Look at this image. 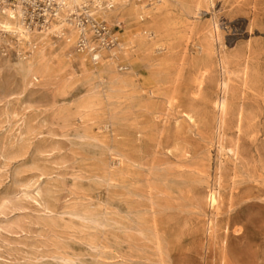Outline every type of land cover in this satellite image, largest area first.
I'll return each mask as SVG.
<instances>
[{
	"label": "rangeland",
	"instance_id": "374dc122",
	"mask_svg": "<svg viewBox=\"0 0 264 264\" xmlns=\"http://www.w3.org/2000/svg\"><path fill=\"white\" fill-rule=\"evenodd\" d=\"M109 2L0 29V264H264V0Z\"/></svg>",
	"mask_w": 264,
	"mask_h": 264
},
{
	"label": "bare ground",
	"instance_id": "6f19581e",
	"mask_svg": "<svg viewBox=\"0 0 264 264\" xmlns=\"http://www.w3.org/2000/svg\"><path fill=\"white\" fill-rule=\"evenodd\" d=\"M87 1L88 0H65V4H64L63 8L61 9V12H63V13L60 12L61 14H59V16L57 17L58 22L52 26L50 31L51 30L53 31V29L55 30V29L61 27L60 24H62L63 21L65 20V15H66L65 13H67L68 10H74L73 8L75 5L83 6L82 4H84ZM91 1L93 2V4L96 7L100 8V9H98L97 13L102 15V16H107L109 14V10H110L109 8H110V6H113L112 4H114V2H118V4H120L119 7H122V9H124L125 13H127V14H139V11L135 7L129 6L127 4L128 0H110V2L108 4L109 10H106L103 8L101 0H91ZM210 1L212 2L213 0H210ZM90 15H94V13H91ZM0 29H5L6 31L18 34L20 36V38L23 37V38H21V40L23 39L28 45H30L31 47L34 48L35 43H36L34 41V38L37 37L38 33L36 32V29H32V27L27 26V24L24 22L22 12H21L19 7H16V8L6 7L3 11L0 12ZM142 32L147 33L148 31H145L143 29ZM47 33L48 32H45V34H47ZM39 36L40 35H38V37ZM140 41L144 45L149 44L148 36H142ZM87 44L89 47H91L89 39H87ZM40 53H41V50L37 51L34 55V59H36V57L38 55H40ZM96 57L97 58L100 57L99 54H97ZM223 64H224V60H223V57H221L220 65H223ZM206 72H207V70L203 71V73H202L203 77L200 81H198V84L196 85V87H198L199 90L202 87L203 79H204ZM218 87H219V94L220 95H219L218 99L214 102V107L217 109V117H216V123L217 124L216 125H218L217 126L218 131H220L223 124H224V121H225V115L227 112L228 102H229L228 101V93H229V82H228V80L225 79V77L221 78L219 81ZM222 133H223V131H222ZM208 199H209L210 205L212 207H215L218 204V192L214 189H211L209 192V195H208ZM143 218H142V220H143ZM144 219H146V218H144Z\"/></svg>",
	"mask_w": 264,
	"mask_h": 264
},
{
	"label": "built area",
	"instance_id": "2783aa9c",
	"mask_svg": "<svg viewBox=\"0 0 264 264\" xmlns=\"http://www.w3.org/2000/svg\"><path fill=\"white\" fill-rule=\"evenodd\" d=\"M65 0H0V12L6 7H19L24 22L29 27L46 28L55 20L63 8ZM77 17V23L81 27H91L97 35L102 37L103 46L112 47L116 43L114 35H110L107 24L102 21L94 20L90 14L82 10L79 14H74ZM87 39L81 35L77 42V49L83 51L88 49ZM100 47H93V52L97 53ZM96 59V58H95ZM98 60V59H96Z\"/></svg>",
	"mask_w": 264,
	"mask_h": 264
}]
</instances>
